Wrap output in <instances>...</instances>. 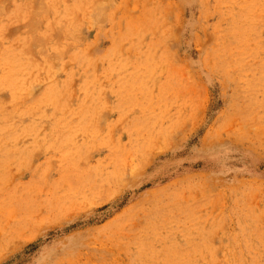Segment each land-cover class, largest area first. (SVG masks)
Returning <instances> with one entry per match:
<instances>
[{
	"label": "rangeland",
	"instance_id": "rangeland-1",
	"mask_svg": "<svg viewBox=\"0 0 264 264\" xmlns=\"http://www.w3.org/2000/svg\"><path fill=\"white\" fill-rule=\"evenodd\" d=\"M0 264H264V0H0Z\"/></svg>",
	"mask_w": 264,
	"mask_h": 264
}]
</instances>
